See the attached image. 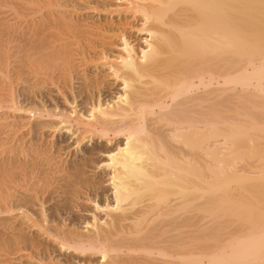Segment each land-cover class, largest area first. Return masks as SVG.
<instances>
[{
	"label": "bare ground",
	"instance_id": "1",
	"mask_svg": "<svg viewBox=\"0 0 264 264\" xmlns=\"http://www.w3.org/2000/svg\"><path fill=\"white\" fill-rule=\"evenodd\" d=\"M9 1L28 85L69 106L9 97L0 264H264V0Z\"/></svg>",
	"mask_w": 264,
	"mask_h": 264
},
{
	"label": "rangeland",
	"instance_id": "2",
	"mask_svg": "<svg viewBox=\"0 0 264 264\" xmlns=\"http://www.w3.org/2000/svg\"><path fill=\"white\" fill-rule=\"evenodd\" d=\"M5 1H9V0H0V94H1L0 103L2 102L0 104L1 105L0 106V118H4L6 123H9L10 119H12V118L14 119V116L16 115V112L9 109L10 103L8 100L10 99L9 97L11 95L15 99V103H16V105H18L17 106L18 108L40 107V105L44 103L48 109H53L54 105H57L61 109H64V108L68 109L67 106H69V105H67V103L65 104L64 99L59 95L58 92L55 91V90H57L56 87L52 86L51 90H50L51 87H49V92H50V93L48 92L49 95H46V93H44L45 95L42 96L41 94H39V92L37 90L31 89L30 85H28L27 79L29 76L26 73L27 68H26V66L25 67L21 66L19 68L20 60H18V59H20V58H18V57L19 56L21 57L22 55L20 53H17V48H16L19 46L18 43L23 44V42L26 41L27 37L25 35H27V34H25V33H27L26 32L27 29L25 30V27H27L26 26L27 24L25 22H27V20L19 18V17L15 18V15H13V11H11L10 4H8V2H5ZM9 3H10V1H9ZM19 27H21L23 29H21ZM18 28H19V30H18ZM13 30L14 31L16 30V32H14ZM136 37H137V35H136ZM138 38L140 41V36H138ZM11 41H13V42H11ZM18 41H20V42H18ZM136 41L139 42L138 40H136ZM16 42H17V45H16ZM140 43H141V41H140ZM11 44H12V46H11ZM13 44H15V45H13ZM17 68H19L18 71H17ZM23 70H25V73H23L24 72ZM73 81L75 84L72 82V84L74 86L71 85V87H73V88L75 87L74 92L76 95H78L79 88H80L78 85H79L80 81L76 80V79ZM110 84H112V83H110ZM68 85H69V83H68ZM115 86H112V88H113L112 91L105 94L107 99L111 96H114V93H116V91H118L119 88H114ZM70 96H71L70 93L67 92L68 100L71 98ZM77 100H78L77 103L79 105L78 107L80 109H82L84 107V103L82 102L81 97H78ZM82 110L84 111V108ZM10 116H11V118H10ZM16 117H17V115L15 116V118ZM35 124H36V122H34V125ZM0 134H1L0 135V161H1L2 160L1 158L4 157L3 159H6V158H8V156H10V131L8 130V128H3V126H1L0 127ZM47 136H48V138H46V140H45V137H47ZM47 136L45 134V137H43L45 142H46V143L43 142L44 144H48L52 140V139L49 140L51 138L50 133H47ZM49 136H50V138H49ZM57 140H58V142L60 141V139H57ZM71 141L72 140L71 139L69 140V138H68V139H64V141L61 142L62 146H68L66 151L72 153V155H69V157H67V159H66L68 164L71 165V164H74L76 162H80L82 158H90V155L92 156L91 153H94V155L91 157V158H93V159H91L93 164L90 163V165H89L90 167L89 166H88L89 168L87 167V170H88L87 174L92 176L93 171L95 172V169L93 166H95V163H97L99 159H100V161L102 159H104L103 158L104 155L101 154L102 155L101 156L93 148V147L97 148L98 146H95V145L88 146V145H90L88 143L83 144L81 149H78L76 152V150L73 149L74 143H71ZM119 141H121V139H117L113 144L107 145V147H111ZM102 144L105 145L106 143H102ZM90 149H92V150L89 151ZM95 159H97V160H95ZM94 160H95V162H93ZM90 169H92V172ZM98 173H99V171L97 170L95 173V177H96V174L99 177L103 176V173L102 174H100V173L98 174ZM88 175H87V177H90ZM83 203L86 206L87 212L85 211L84 213H81V215H84V217H86V218H90L91 214L94 213V212H92V210H93V208L91 206L92 204L86 203V202H83ZM88 207H89V209L91 208V210L87 209ZM88 212H90V213H88ZM95 213L97 214V211ZM87 215H88V217H87ZM7 220H8V217L6 215L0 214V224L9 223L10 220H8V221ZM81 221L82 220L78 221V226H80V227L83 226V225L79 224V223H81ZM59 259L62 260L63 258L59 257Z\"/></svg>",
	"mask_w": 264,
	"mask_h": 264
}]
</instances>
